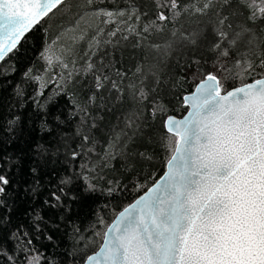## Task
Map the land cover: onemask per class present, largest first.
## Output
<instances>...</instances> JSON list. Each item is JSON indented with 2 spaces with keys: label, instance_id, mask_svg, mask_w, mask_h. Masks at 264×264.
<instances>
[{
  "label": "snow or ice",
  "instance_id": "obj_1",
  "mask_svg": "<svg viewBox=\"0 0 264 264\" xmlns=\"http://www.w3.org/2000/svg\"><path fill=\"white\" fill-rule=\"evenodd\" d=\"M151 2L155 19L137 30L129 21L138 24L142 15H148L139 8L126 13L94 8L97 0H0V64L21 50L27 34L60 17L57 34L41 53L48 68L61 70L57 87L91 73L95 92L87 103L102 104L105 93L113 90L114 100L127 93L135 102L123 127L108 133L113 150L101 157L105 166L117 151L126 156L130 141L162 147L169 154L163 177L96 233L99 243L93 254L86 255L85 264H264V0ZM185 22L195 27L185 28ZM108 25L113 26L108 37L121 31L135 33L141 37L135 46L154 54L155 63L138 64L135 78L125 87L94 62L79 64L81 54L90 57L93 49L112 44L103 39ZM156 36L160 42L152 40ZM177 48L201 51L203 60L194 58L193 63H207L210 56L215 69L192 73L198 83L183 98L190 110L182 119L167 115L168 106L157 91L158 69ZM24 75L34 79L41 89L38 95H44L52 78L33 77L31 70ZM117 75L123 80L127 74ZM150 78L153 87L145 91ZM228 80L240 84L229 88ZM150 93H156L151 101ZM17 95H22L20 89ZM145 101L151 120L144 117ZM77 106L88 111L79 102ZM157 116L165 117L162 131L154 126ZM95 120L93 128L98 127ZM135 155L153 158L147 148ZM9 183L0 174V195ZM88 188L95 190L94 185ZM52 196L60 200L56 193Z\"/></svg>",
  "mask_w": 264,
  "mask_h": 264
},
{
  "label": "trees",
  "instance_id": "obj_2",
  "mask_svg": "<svg viewBox=\"0 0 264 264\" xmlns=\"http://www.w3.org/2000/svg\"><path fill=\"white\" fill-rule=\"evenodd\" d=\"M93 7L126 13L139 8L141 13L147 12L138 24L129 21L137 30L154 20L156 14L151 0H97ZM59 20L54 17L27 34L21 50L0 64V174L10 181L0 195V264H83L99 243L96 233L104 231L118 211L161 176L169 155L162 147L130 141L127 155L117 151L116 158L105 166L101 157L113 150L108 133L113 127L122 128L125 114L136 105L127 93L123 99L114 100L115 90L105 93L102 104L99 100L87 103L95 92L91 73L75 77L62 89L57 87L61 70L48 68L41 53L57 34ZM184 26L195 27L187 22ZM112 27L105 26L103 37L111 39L112 44L93 49L90 57L81 54L79 64L90 60L125 87L135 78L138 64L155 63L154 54L135 46L141 40L135 33L121 31L116 37H108ZM152 40L160 42L161 38ZM194 58L204 57L201 51L177 48L158 69L157 91L168 106L167 115L181 117L186 112L182 97L198 83L193 72H215L210 56L207 63L199 65L193 63ZM29 70L33 77L52 78L43 89L44 95H38L41 89L34 79L25 77ZM118 71L126 73V78L121 80ZM153 83L151 78L146 81L145 91H150ZM239 84V80L226 81L229 88ZM17 89L22 95H17ZM155 96L150 93L149 101ZM149 101H145L143 112L151 120ZM77 102L88 111H80ZM93 117L97 128L91 127ZM164 118L157 116L155 120L154 126L161 131ZM85 136L89 141L84 140ZM89 148L94 151L89 152ZM146 148L152 159L135 155ZM88 185H94L95 190H89ZM53 193L59 201L53 199ZM54 204L57 206L52 207Z\"/></svg>",
  "mask_w": 264,
  "mask_h": 264
},
{
  "label": "water",
  "instance_id": "obj_3",
  "mask_svg": "<svg viewBox=\"0 0 264 264\" xmlns=\"http://www.w3.org/2000/svg\"><path fill=\"white\" fill-rule=\"evenodd\" d=\"M194 88H195V87H194ZM193 91H194V89H193ZM193 91H192V92H193ZM192 92H191V93H186V94H184L183 97H182V99H183L185 96L192 94ZM183 104H184V100H183ZM184 106H185V105H184ZM189 110H190V109L187 108L186 112H185L181 117H178V116L173 115V114H169V115L174 116V117L177 118V119H182V118H184L185 116H187V113H188ZM165 171H166V167H165L164 172L161 174V176H160V177H159V178H158L153 184H151L149 187L153 186L157 181H159V180L163 177ZM146 190H147V189H146ZM146 190H145V191H146ZM145 191H144V192H145ZM144 192H142V193H141L140 195H138L136 198H138L139 196L143 195ZM136 198H135V199H136ZM135 199H134V200H135ZM134 200H133L132 202H134ZM132 202H130V203H132ZM127 205H128V204H127ZM127 205H126V206H127ZM121 210H122V209H121ZM113 219H114V218H113ZM112 221H113V220H112ZM112 221H111V222H112ZM111 222H110V223H111ZM110 223H109V224H110ZM90 254H93V252L90 253ZM90 254H89V255H90ZM83 264H85V260H84V263H83Z\"/></svg>",
  "mask_w": 264,
  "mask_h": 264
}]
</instances>
